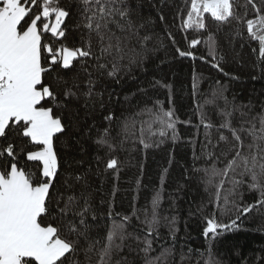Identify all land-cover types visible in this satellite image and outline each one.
<instances>
[{"label": "snow or ice", "instance_id": "obj_1", "mask_svg": "<svg viewBox=\"0 0 264 264\" xmlns=\"http://www.w3.org/2000/svg\"><path fill=\"white\" fill-rule=\"evenodd\" d=\"M184 3L189 4V8L181 24L183 31L207 32L206 15L219 24L235 22L237 37L243 38L239 26L244 25L248 38L258 42V56L264 60V0L259 4L257 0H245L243 5L237 0H190V3L184 0ZM249 6L253 18H248ZM131 13L129 0H77L75 6L63 5L61 0H0V264H92L89 254L94 251L98 256L96 264H124L126 258L114 261L113 257L123 251L124 242L132 236L126 230L131 217L113 221L106 241L97 249L96 245L101 242L90 236L91 225L87 222L89 216L96 219L90 196L85 191L75 190L76 184L85 178L65 171L70 165L63 149L70 147L67 140L72 121L78 115L74 106L82 102L89 108L90 101L103 96L89 68L119 82V74L126 66L123 62L127 61L130 66L143 58L132 42L134 38L146 41L149 37H140L139 29L143 25L137 26ZM76 15L84 21L87 38L80 46H70L66 21ZM169 37L175 44L170 33ZM94 40L98 54L93 48ZM188 43L189 48L204 43L215 59L214 34L209 32L207 39L197 36ZM176 52L179 57L196 59L191 51L177 47ZM213 66L224 72L219 63ZM160 86L171 89V85ZM193 87L196 88L195 82ZM224 93L225 89L218 86L212 91L211 99L205 101L217 105L223 119L216 129L218 141L213 143L210 134L213 124L201 113L205 129L203 147L212 164L197 171H203L205 182L216 188V209L221 213L235 210L237 216L231 224L219 222L215 212L205 217L206 264H219L212 252L216 238L238 227L240 215L264 206V113L249 119L243 106L237 107ZM219 101H223V107H219ZM100 106L103 107L102 101ZM236 112L241 117L238 126L232 121ZM144 114L151 117L140 122L139 142L145 149L152 146L144 138L145 131L161 138L171 132V139H178L176 124L179 121L172 109L165 110L157 101L155 110L146 108L140 115ZM103 119L112 122L114 117L108 113ZM135 124V121L131 125L124 123L121 131L125 138ZM153 125H159L158 131H153ZM96 131L97 147L107 148L109 152L105 171L113 170L118 174L119 161L111 156L115 150L111 123ZM220 142L226 147L217 155L215 149ZM209 145L210 151L207 150ZM198 158L194 154V159ZM220 163H223L222 168L217 167ZM245 177L249 178V190L257 191L260 198L255 205L241 207L236 198L242 197L240 189ZM226 182L231 185L227 189L224 188ZM161 202L162 193L157 191L151 200V213L147 209L139 210L143 212L141 223L146 230L142 238H133L143 245L139 249L143 264H169V257L173 255L171 248L163 246L158 255H151L155 252L153 244L160 236ZM137 211L134 209L133 215L140 220ZM108 215L111 218V207ZM170 231L175 239V229ZM81 253L83 260L79 258Z\"/></svg>", "mask_w": 264, "mask_h": 264}, {"label": "trees", "instance_id": "obj_2", "mask_svg": "<svg viewBox=\"0 0 264 264\" xmlns=\"http://www.w3.org/2000/svg\"><path fill=\"white\" fill-rule=\"evenodd\" d=\"M260 2L257 0L258 4ZM61 3L75 6L77 0H61ZM237 3L243 5L245 0H237ZM129 4L137 26L143 25L139 29L140 37H149L146 41L134 38L132 42L136 50L142 52L143 58L130 66L124 61L126 66L119 74V82L89 68L97 80V90L103 96L90 101L89 108H85L82 102L74 106L78 115L72 121V130L67 140L70 147L63 149L64 158L70 165L65 171L73 175L81 174L85 178L76 184L75 190L85 191L90 196L96 219L89 216L87 222L91 225L90 236L101 242L96 245L97 249L106 241L113 221L119 222L123 216L131 217L130 222L126 223V230L132 236L124 242L123 251L113 257L114 261L126 258L124 264H143V254L139 253L143 245L133 238H142L146 230L141 223L143 212L139 210L147 209L150 214L153 194L160 191V236L153 244L155 252L151 255H158L163 246L172 249L169 264H206L208 241L203 236L205 217L215 212L219 222L231 224L237 213L235 210L221 213L216 209V188L205 182L207 178L203 171H197L212 164L203 147L205 129L201 123V113L206 114L213 124L210 129L213 143L218 141L219 133L216 129L223 118L219 115L217 105L205 101L211 99V93L216 87L222 86L230 102L237 107L243 106L242 110L249 114L247 118L264 113V60L258 56V42L248 38L244 25L239 26L243 38L237 37L235 22L219 24L206 15L207 32L191 29L183 31L181 24L189 8L184 0H129ZM239 11L243 13V7ZM248 13V18H253L251 6ZM66 23L69 25L67 43L70 46L83 44L87 38L83 19L76 15ZM209 32L216 39L215 59L209 55L204 43L189 48L188 42L191 39L197 36L207 39ZM169 33L175 38V44ZM141 43L144 44L143 48ZM177 47L193 52L196 59L179 57ZM93 48L98 54L95 40ZM216 63L220 64L224 72L213 66ZM157 81L171 85V89L161 87ZM101 101L103 107L100 106ZM157 101L165 110L172 109L178 118V139L173 141L171 132L161 138L145 131V140L152 144L145 149L139 142L140 122L151 117L140 114L146 108L155 110ZM218 104L223 107V101ZM108 113L114 117L112 122L103 119ZM240 120L239 112L234 113L233 124L238 126ZM133 121L136 122L135 128H130L125 138L121 131L124 123L131 125ZM110 123L111 134L115 137V150L111 156L119 161L118 174L113 170L105 171L108 149L98 148L95 143L96 130L108 127ZM144 127L147 129V124ZM152 127L153 131L159 129V125ZM225 147L220 142L215 149L216 154L219 155ZM207 150H212L211 145ZM194 154L199 158L194 159ZM217 167L222 168L223 163L217 164ZM244 179L245 183L240 189L242 197L236 198L237 203L241 207L255 205L260 198L259 193L249 190V178ZM230 186L226 182L224 188ZM224 194L222 191L221 196ZM110 207L111 218L108 215ZM134 209L138 210L140 220L133 215ZM237 225L216 238L212 247L214 258L219 264H264V206L254 207L246 215H240ZM171 228L175 229V239ZM89 255L92 264H96L98 256L95 251ZM79 258L84 259L83 253Z\"/></svg>", "mask_w": 264, "mask_h": 264}, {"label": "water", "instance_id": "obj_3", "mask_svg": "<svg viewBox=\"0 0 264 264\" xmlns=\"http://www.w3.org/2000/svg\"><path fill=\"white\" fill-rule=\"evenodd\" d=\"M190 58H192V57H190Z\"/></svg>", "mask_w": 264, "mask_h": 264}]
</instances>
